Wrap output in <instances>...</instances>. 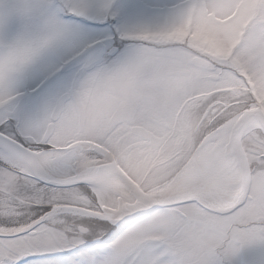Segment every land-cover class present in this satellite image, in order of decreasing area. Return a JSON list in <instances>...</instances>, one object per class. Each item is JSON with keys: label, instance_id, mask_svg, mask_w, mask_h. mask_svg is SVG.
Instances as JSON below:
<instances>
[{"label": "snow or ice", "instance_id": "obj_1", "mask_svg": "<svg viewBox=\"0 0 264 264\" xmlns=\"http://www.w3.org/2000/svg\"><path fill=\"white\" fill-rule=\"evenodd\" d=\"M264 264V0H0V264Z\"/></svg>", "mask_w": 264, "mask_h": 264}, {"label": "rangeland", "instance_id": "obj_2", "mask_svg": "<svg viewBox=\"0 0 264 264\" xmlns=\"http://www.w3.org/2000/svg\"><path fill=\"white\" fill-rule=\"evenodd\" d=\"M204 243V235L201 234L194 237L189 246V256L193 264H198L202 256V246Z\"/></svg>", "mask_w": 264, "mask_h": 264}]
</instances>
